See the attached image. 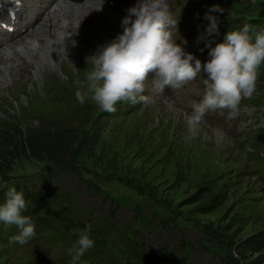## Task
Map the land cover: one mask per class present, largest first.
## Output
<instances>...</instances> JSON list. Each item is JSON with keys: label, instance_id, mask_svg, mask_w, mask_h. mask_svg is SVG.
<instances>
[{"label": "rangeland", "instance_id": "obj_1", "mask_svg": "<svg viewBox=\"0 0 264 264\" xmlns=\"http://www.w3.org/2000/svg\"><path fill=\"white\" fill-rule=\"evenodd\" d=\"M250 1L252 5L245 17L253 19L255 24L264 23V0ZM214 5L223 9V12L212 13L217 18L229 16L230 8L223 0H193L189 7L197 20L208 27L210 20L206 14ZM33 8L39 13L35 5ZM71 11L80 14L72 9L67 10L68 14ZM219 19L217 36L227 33ZM195 23L191 16H183L190 42L195 38ZM96 24L104 30L103 26ZM63 29L69 28L64 26ZM21 32L26 33L24 29ZM86 32L91 34L89 30ZM115 34L116 37L119 35ZM86 47L89 51L83 54L67 49L66 55L60 54L53 65L46 61L41 65L40 58H36L37 65H31L25 54L33 48L27 42L19 43L13 47L19 53V59L15 57L16 63L8 64L13 82L6 84L0 75V121L12 117L25 127L38 123L39 117H47L53 124L60 123L58 126L82 128L86 132L84 147L88 151L77 158L85 169L70 179L75 184L73 196L79 200L73 205L75 219H88L89 212H85L83 206H90V210L95 208L99 215H106L110 223L120 225L121 232L129 224L125 230L131 235H139L149 246L158 230L160 241L157 247L171 245V249L160 257L146 255L136 264H173V261L183 259L188 260V264H221L230 253L238 251L243 256L242 264H264V250L241 251L238 247L247 237L264 231V155L259 138H264V103L260 106L263 119L257 121L258 117L251 114L248 127L233 130L236 140L225 130L223 138H217L215 127L223 126L213 120H202L194 138H190L192 134L187 130L186 114L165 103H151L140 110L126 107L131 114L110 119L92 101L90 94L84 103L76 98L77 91H86L87 73L92 67L89 57L98 53L90 44ZM4 53H0L3 64L8 61L6 56L2 58ZM261 78H264V68L262 73L258 72L257 81ZM199 87H204L202 79ZM255 92L261 97L251 96L240 103L258 108L264 92L258 88ZM16 138V147L5 153L9 157L3 158L4 163L0 164V187L9 181V175L50 168L45 161L29 155L24 159L17 157L27 147L20 135L16 134ZM9 159L15 160L9 162ZM83 178L95 183L100 192L115 196L126 204L145 205L146 215L130 223L133 219L131 211L121 209L108 215L109 204L103 203L100 197L92 199L91 204L87 203L88 198L79 197L92 187L85 186ZM213 182H216L213 186L215 192L225 194L219 204L206 192L209 183ZM4 201L5 194L0 195V204ZM35 211V198H27L23 214L30 216L36 227ZM236 221L240 223L234 225ZM227 227L233 229L227 230ZM18 234L16 225L0 222V264H7L9 255L24 264L23 246L14 241ZM56 236H59L58 232ZM113 238L118 244L124 242L120 236ZM35 244L43 248L54 245L43 243L42 239ZM66 248L67 244L57 245L52 255L58 259L66 254ZM75 264H81L80 260Z\"/></svg>", "mask_w": 264, "mask_h": 264}, {"label": "clouds", "instance_id": "obj_2", "mask_svg": "<svg viewBox=\"0 0 264 264\" xmlns=\"http://www.w3.org/2000/svg\"><path fill=\"white\" fill-rule=\"evenodd\" d=\"M217 11L223 9L214 5L206 14L210 20L208 35L218 31V18L212 14ZM127 12L122 20L123 32L89 57L92 67L87 73L86 91L76 93L80 103L90 94L102 110L115 112L119 101H145L146 87L157 92L169 87L179 89L203 72L207 74L204 93L199 102L193 103L191 114L186 115L187 130L194 138L210 109H228L234 115L242 99L252 96L258 69L264 64V31L257 33L245 24L228 31L214 47L209 41V59L204 63L174 39V30L179 32L178 20L172 18L168 0H138ZM25 210L24 193L8 188L5 201L0 204V222L18 227L14 241L20 244L36 235L31 217L23 214ZM89 229L90 226L69 249L73 264L93 247Z\"/></svg>", "mask_w": 264, "mask_h": 264}, {"label": "trees", "instance_id": "obj_3", "mask_svg": "<svg viewBox=\"0 0 264 264\" xmlns=\"http://www.w3.org/2000/svg\"><path fill=\"white\" fill-rule=\"evenodd\" d=\"M259 15L261 14L259 13ZM245 20L249 21L251 24L255 23L250 17H248V19L245 18ZM97 117L99 119L101 118L100 116ZM39 119L40 121L38 123L25 127L16 123L12 117L9 118L10 122L8 119L0 121V164L4 163V161H2L3 158L7 159L9 157L5 153L10 152L13 147H16V134H18L20 135V140L26 142L25 145L27 148L26 150L24 149V151L21 150V154L17 157H21L22 159L26 157L25 155L35 157L40 161H45L50 169L58 167L69 171L71 173L70 177L82 173V170L85 168L77 162V158L88 151L87 148L84 147L86 132H84L82 128L58 126L60 123L57 125L53 124L51 123L52 120L47 117H39ZM13 161L9 159V162ZM86 183H88V187H92V192L100 193L95 183L85 181L83 184L87 186ZM215 185L216 182L209 183L206 192L211 195L216 204H219L225 194L216 193L213 188ZM101 219L102 218H100L99 221H101ZM238 223L240 222L236 221L234 225ZM226 229L232 230L233 228L227 227ZM123 237L127 242L128 235H124ZM129 241L131 244H134L133 239H129ZM241 242L238 246L241 251H262L264 250V231L252 234ZM238 252L233 254L230 253L228 258L221 264H242L240 261L243 256L241 252ZM176 264H183V262L180 263V261H178Z\"/></svg>", "mask_w": 264, "mask_h": 264}, {"label": "bare ground", "instance_id": "obj_4", "mask_svg": "<svg viewBox=\"0 0 264 264\" xmlns=\"http://www.w3.org/2000/svg\"><path fill=\"white\" fill-rule=\"evenodd\" d=\"M17 1L18 0H10V3H17ZM16 6L18 8L16 17L14 19L8 17L7 19L8 24L13 25L17 31H20L26 27L28 28L32 21H28L25 17L22 18L21 15L24 13L23 7ZM45 7L49 8L50 5L46 3ZM72 10L77 12L75 9ZM15 20L17 21L15 22ZM46 22L47 24L37 27L30 35L25 37V42L33 48L31 52L25 54L27 56L26 59L28 64L31 63L32 65L34 63L37 65L36 62L38 59L36 58H40L41 65L44 64V61H46V63H52L53 65L57 62L60 54L66 55L65 51H67V49L72 50L73 53L79 54L89 51L86 44H90V47H94L98 52L102 49L104 43L108 44L116 38L115 33L107 29L100 30V28L97 27V24L94 23L92 19H88L85 15L72 13V11L68 14L65 8V3L61 6L58 12L49 13L48 17H46ZM64 26H68L69 29H63ZM71 28H74L75 31ZM88 30L91 33L89 35L86 32ZM14 37V35L8 37L7 41L12 42ZM1 64L5 69L4 73L1 74L2 80L6 84L13 82L10 74L11 68H9L10 65L8 66L9 63L3 64L1 62ZM215 130H217V138H223L225 132L222 127L220 128V126H216ZM226 137L227 136H225V138Z\"/></svg>", "mask_w": 264, "mask_h": 264}]
</instances>
